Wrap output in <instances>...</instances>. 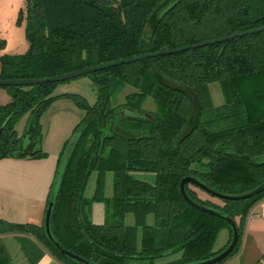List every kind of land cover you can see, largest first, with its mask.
<instances>
[{
    "label": "trees",
    "instance_id": "16d2710c",
    "mask_svg": "<svg viewBox=\"0 0 264 264\" xmlns=\"http://www.w3.org/2000/svg\"><path fill=\"white\" fill-rule=\"evenodd\" d=\"M173 1L27 0L29 50L0 56V80L52 78L264 26V0H180L162 16L161 10ZM5 45L0 39V50ZM88 76L96 87L94 104L79 94H54L59 83L2 87L12 101L0 104V160L47 156L41 118L57 99H71L85 112L58 161L57 171L76 135L52 218L56 239L98 264L153 262L176 252L182 253L178 264H185L223 251L229 243L219 251L215 245L222 230L231 233L229 225L192 207L182 195L181 182L193 177L230 196L264 188V31ZM214 83L224 96L220 106L210 90ZM127 87L134 91L115 105L113 98ZM188 90L198 97V110ZM149 98L155 109L147 111ZM26 115L27 127L20 135L16 125ZM95 172L96 191L87 198ZM108 173H113L110 196ZM141 173L155 181L138 178ZM186 191L197 204L236 221L239 241L218 263L225 264L238 252L245 220L264 199V191L240 201L217 197L192 183ZM96 202L106 204L102 225L92 221ZM130 214L134 222L128 225ZM7 234L25 235L18 241L32 263L42 254L40 245L61 263L76 264L51 244L44 224L3 220L0 264H14L2 238Z\"/></svg>",
    "mask_w": 264,
    "mask_h": 264
},
{
    "label": "crops",
    "instance_id": "0c3cea01",
    "mask_svg": "<svg viewBox=\"0 0 264 264\" xmlns=\"http://www.w3.org/2000/svg\"><path fill=\"white\" fill-rule=\"evenodd\" d=\"M66 93L68 92L62 94ZM11 101L12 99L9 95L7 96V94L5 95L3 92H0L1 105H6ZM62 101H59L58 103L69 102L68 105H71L70 103H72L68 100ZM58 103H55L54 105L56 106ZM66 105L67 104H61L58 109L69 110V106ZM73 105L77 107L74 103ZM43 118L44 117H42L41 120L44 136L42 149L46 154L48 153L45 158H8L0 160V220L17 224L32 223L36 225H42L44 223L50 189L56 176L58 161L63 148L56 155L49 154V151L44 148L45 122L43 121ZM77 124L71 127V131H74ZM149 177L153 178V175H150ZM89 184L90 181L88 183L86 192L88 190ZM94 194L95 192L91 197L88 198H92ZM92 221L98 225H102L105 223V203L96 202L93 204ZM18 236L25 235L7 234L2 237L7 246L8 252L10 253L13 259L14 264H63L58 261L49 251H47V249L40 245L39 248L42 254L39 257H35L36 261L35 263H32L28 256L24 253L22 246L18 241ZM220 237L225 242L224 245L226 246L231 240V233L229 230H224L220 234ZM32 240L37 243L36 239L32 238ZM263 257L264 199L255 204L250 210L249 215L246 218L243 226V235L241 239L240 248L238 252L225 264H259L260 260ZM129 261H127L128 264ZM171 263L172 262H165L162 264ZM149 264L156 263L153 261L149 262Z\"/></svg>",
    "mask_w": 264,
    "mask_h": 264
},
{
    "label": "rangeland",
    "instance_id": "374dc122",
    "mask_svg": "<svg viewBox=\"0 0 264 264\" xmlns=\"http://www.w3.org/2000/svg\"><path fill=\"white\" fill-rule=\"evenodd\" d=\"M26 1L27 0H0V39L6 41V45L3 49L0 50V56L2 55H21L25 54L30 47V42L27 38V20H26ZM210 90L212 93V97L214 99V103L216 106H220L224 103V96L221 90V87L218 83H214L210 85ZM134 91L132 87H127L122 93H118L113 98L114 104L119 105L125 101V97L127 94ZM0 92H3L7 96L9 94L8 90L0 87ZM71 93V94H79L86 98L90 104H94L96 102V87L94 86L91 78L89 76H84L78 79L70 80L67 82L59 83L55 88L54 94H62V93ZM66 93V94H68ZM11 98V96H10ZM68 100L72 103L68 105V103H62ZM5 101V100H4ZM59 101H62L58 103ZM55 103H58L56 106ZM73 100L68 98H59L57 99L47 112L44 113L42 117L45 122V146L44 148L49 151V154H57L63 148L65 142L70 139L73 135V131H71V127L75 124H79L81 122L82 117L85 112L80 109L78 106L75 107L73 105ZM61 104H67L69 106V110H61L58 109ZM75 104V103H74ZM144 108L147 111L155 109L154 101L149 98ZM28 115L21 118V120L17 123L16 128L18 132L22 135L25 128L27 127ZM42 120V118H41ZM77 124V125H78ZM44 141V136H43ZM48 154V153H47ZM8 159V158H6ZM4 160V159H2ZM150 174L141 173L138 174L137 177L148 182L155 181V178L149 177ZM97 173H93L88 190L86 192V197H91L95 192L96 183H97ZM113 191V173H108L107 175V196L112 195ZM94 204V203H93ZM93 207V205H92ZM134 216L132 214L127 216L126 223L128 225L133 224ZM153 222V216L149 218V224ZM228 230V229H224ZM222 230V231H224ZM221 231V233H222ZM139 238L141 239V230L139 231ZM220 233V234H221ZM224 241L219 236L217 241L216 250L219 251L225 247ZM224 245V246H223ZM182 261V253L176 252L170 255H166L164 257H160L156 259L154 262L156 264H162L165 262H172L171 264H178ZM151 261L147 260H131L129 264H149ZM128 264V263H126Z\"/></svg>",
    "mask_w": 264,
    "mask_h": 264
},
{
    "label": "water",
    "instance_id": "95a60500",
    "mask_svg": "<svg viewBox=\"0 0 264 264\" xmlns=\"http://www.w3.org/2000/svg\"><path fill=\"white\" fill-rule=\"evenodd\" d=\"M179 1L180 0H174L173 2L168 3V5L164 8V10H161L162 16L165 15L166 13H168L173 7H175ZM262 31H264V26H261L259 28H255L252 30H247L244 32L235 33V34H232L229 36L204 41V42H201L198 44H193V45H189V46H182L179 48H173V49H168V50H162V51L155 52V53L142 54L139 56H135L133 58L123 59V60H119V61H115V62L103 64V65L88 67V68H85L82 70L70 72L67 74H62V75L55 76L52 78L22 79V80H0V87L33 86V85H39V84H45V83H63V82L78 79V78H81L84 76H88L91 73L98 72L101 70H105V69H108L111 67H116V66L132 63V62H137V61H141V60L152 58V57H158V56H162V55H170V54H174L177 52H182V51H186V50H190V49L205 47L208 45H214L217 43H222L226 40L244 37V36H247V35H250V34H253L256 32H262ZM187 94L192 99L194 108L196 110H198L200 107V104H199V100H198V97L196 96V94L191 90H188ZM75 139H76V135L73 136V138H72L69 146L67 147L65 154L61 160L59 169L57 171V175H56L55 180L53 182L51 197L49 200V204L46 208V213H45V218H44L43 224H44V228H45V232H46L48 240L62 255L66 256L67 258H69L70 260L75 262L76 264H98V263L90 261L84 257H81V256L77 255L76 253L67 249L62 243H60L56 239V237L54 236L53 231H52V218H53V214H54V210H55V206H56V202H57V198H58V193L60 190L63 175L65 173L66 167H67L68 162H69V158H70V155L72 152V147L74 145ZM189 183L195 184V185L203 188L205 191H207V192H209V193H211L217 197H220L223 199H228V200H234V201L249 200V199L259 195L260 193H262L264 191V188H258L256 190L250 192V193L240 195V196H230V195H224V194L212 191L211 189H209L208 187H206L204 184H202L200 181H198L197 179H195L193 177H186L182 180L181 192H182L184 199L192 207H194L198 210H201L203 212L212 214L214 216H217V217L221 218L222 220H224L229 225V227L231 229V235H232V238H231L229 244L226 246V248L223 251H221L219 254H217L216 256L209 258V259H206V260L197 261V262H190V263H185V264H218V263L224 261L225 259H227L235 250V248L238 244V241H239L238 225H237L236 221L232 217H230L229 215H227L223 212H219V211H216L214 209L208 208V207H204V206L199 205L196 202H194L188 196L187 191H186V185Z\"/></svg>",
    "mask_w": 264,
    "mask_h": 264
},
{
    "label": "built area",
    "instance_id": "2783aa9c",
    "mask_svg": "<svg viewBox=\"0 0 264 264\" xmlns=\"http://www.w3.org/2000/svg\"><path fill=\"white\" fill-rule=\"evenodd\" d=\"M259 264H264V257L260 260Z\"/></svg>",
    "mask_w": 264,
    "mask_h": 264
}]
</instances>
